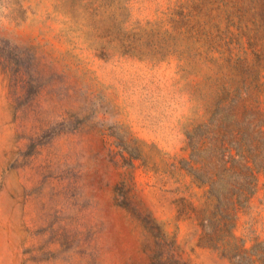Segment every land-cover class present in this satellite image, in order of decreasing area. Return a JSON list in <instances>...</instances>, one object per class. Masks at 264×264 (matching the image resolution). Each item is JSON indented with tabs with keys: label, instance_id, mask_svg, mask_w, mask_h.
I'll return each instance as SVG.
<instances>
[{
	"label": "rangeland",
	"instance_id": "1",
	"mask_svg": "<svg viewBox=\"0 0 264 264\" xmlns=\"http://www.w3.org/2000/svg\"><path fill=\"white\" fill-rule=\"evenodd\" d=\"M236 1L0 0V264H264V172L236 219L251 260L180 213L203 201L189 123L228 119L258 62Z\"/></svg>",
	"mask_w": 264,
	"mask_h": 264
},
{
	"label": "trees",
	"instance_id": "2",
	"mask_svg": "<svg viewBox=\"0 0 264 264\" xmlns=\"http://www.w3.org/2000/svg\"><path fill=\"white\" fill-rule=\"evenodd\" d=\"M238 1V11L249 16V38L251 46L258 48V62L249 57L241 61L249 74L242 77V86L228 92V119L212 117L206 122L189 123V155L179 163L192 184L203 190L201 205L182 198L180 213L191 210L199 220L202 245L222 250L225 256L243 263L252 256L235 234L236 219L254 194L259 174L264 172V0ZM177 24L175 21L173 31L167 33L177 32ZM250 25L255 29L254 36ZM145 145L138 138L117 143L120 154L131 165L136 159L145 160Z\"/></svg>",
	"mask_w": 264,
	"mask_h": 264
}]
</instances>
